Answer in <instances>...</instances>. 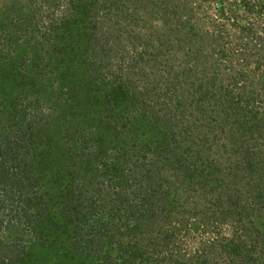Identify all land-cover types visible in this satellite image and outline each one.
I'll return each mask as SVG.
<instances>
[{
    "label": "trees",
    "instance_id": "1",
    "mask_svg": "<svg viewBox=\"0 0 264 264\" xmlns=\"http://www.w3.org/2000/svg\"><path fill=\"white\" fill-rule=\"evenodd\" d=\"M205 1L219 7L220 15L216 20H210L205 14L197 15L202 1L192 5L189 0H70L65 19H59L55 25L51 23L46 37V46L53 41L51 44L65 53L60 60L52 59V71L47 70L55 86L42 80V75L47 73L42 70L41 60L47 56H43L40 49L41 58L37 60L39 52L34 46L30 47V41L29 47L21 48L23 55L19 64H14V49L6 50L5 54L1 52L5 43L15 44L14 38H22L20 34L24 31L14 30L23 21L12 25L0 20V264H147V249L150 253L160 247L166 249L164 257L172 261L170 264H180L173 257L178 227L172 225V221L179 215L183 219L185 211H178V207L187 205V192L197 183L201 187L205 182H214V187L225 186V177H208L210 173L204 171L206 161L198 148L191 149L189 144L183 147L178 143L170 126L172 121H179L177 116L170 111L160 115L162 108L150 106V100L154 99V106L158 107L162 95L166 96L168 90L175 87L174 77L178 74L168 72L169 76H157L158 86L137 87L132 82L126 85L121 77L112 81L107 76L106 83L91 76L87 78L88 72L75 73L70 64L78 51L85 55L90 52L92 57L99 55L98 51H108V48H96L95 42L91 46L88 44L91 42L90 27L99 33L95 16L101 13L110 18L112 14L126 25L127 22L134 23L141 11L151 19L159 18L162 25H170L175 17L186 16L182 23L195 27L192 36L198 42L204 34L215 44L226 38L227 42L215 49L216 60L225 61L222 66L233 75L231 84L239 93L231 95L232 90L226 87L217 97L208 88L199 90L200 94L193 102L197 115L193 116L200 117L201 122L205 116L214 117L205 110L209 98L214 106L221 107L225 101L227 106L236 101V109L233 107L234 111L228 112H232L230 116L233 114L238 123L235 151L239 161L233 174L238 173L234 178L238 180L227 184L243 185L235 189L232 186L221 188L223 193H218L219 197L213 202L211 222L228 221L236 227L231 238L218 243L237 264H256L252 250L257 243L264 254V233L256 230V241V237L251 236L253 226L250 224L254 217L257 221L264 214V109L255 105L254 81L245 74L248 53L240 62L239 57L234 58L235 48L230 45L234 39L247 40L254 47L263 43L264 36L257 27L237 24L240 9L258 16L262 7L258 0ZM224 9L230 13L227 16L232 21L230 24L242 31L223 33ZM2 12L6 17L5 9ZM193 18L195 23L192 24ZM28 20L24 18L22 25L30 26ZM207 23L214 25L211 32L203 31ZM158 31L149 36L154 48L171 41L170 35L165 37L166 30L160 28ZM101 38H97L98 43ZM257 50L264 55V46L259 45ZM134 53L132 67L140 62L150 65L155 61L149 53L147 56L139 49ZM6 61V65H2ZM237 75L242 82L240 85ZM70 76L72 78L62 86L61 82ZM80 85L85 88V95L91 96L92 103L87 106L95 114L89 118L85 113H78V107L69 105L64 96L68 93L78 101ZM210 85L215 88L218 84ZM56 91L63 93V97L57 94L54 98ZM175 97V102L167 107L177 110L183 100L181 95ZM168 99H163L164 105L170 101ZM182 111L180 109V113ZM181 117L186 119L185 115ZM82 124L93 136L86 132L91 137L86 143L78 141L79 136L84 140L86 135ZM194 126L195 123L191 128ZM210 131L209 127L205 129V132ZM94 135L99 139L95 140ZM108 138L109 142L106 141ZM119 138L127 148L121 150L116 145ZM130 140L133 143L129 146ZM150 141L156 142L152 150H146L147 154L142 157H131L134 146L142 151L143 147H152ZM98 145L114 148V156L99 165L87 158L86 153L96 149L99 154L102 150ZM127 165H130L129 170ZM91 167L94 173L90 171ZM182 198L186 201H181ZM194 207V211L186 210L190 218L204 213L196 202ZM186 224L187 219L183 227ZM212 249L218 247L212 245ZM204 251L186 252L184 263L219 264L208 258ZM260 258V264H264V255ZM164 259L151 256L154 261L151 264H161Z\"/></svg>",
    "mask_w": 264,
    "mask_h": 264
},
{
    "label": "rangeland",
    "instance_id": "2",
    "mask_svg": "<svg viewBox=\"0 0 264 264\" xmlns=\"http://www.w3.org/2000/svg\"><path fill=\"white\" fill-rule=\"evenodd\" d=\"M69 1L70 0H0V12L5 9L7 14L6 17H3V12L0 13V20H3L4 24L6 21H8L13 25L14 22H24V18L30 19L28 20L30 26L28 24L22 25L23 22L21 23L20 27L17 26L18 30L13 26L14 30L16 31H24L20 34L22 35V38H18L16 36V38H14L16 41L15 44L17 43L18 45L5 43V47L2 48L1 52L3 53L6 52V50L14 49L13 53L15 58L13 61L15 65L19 64L21 61L20 58L23 55V50H21V48L22 46L29 47L28 42L30 41V44L32 45L30 47L33 48L34 46L39 52L37 60L41 58L40 49L43 50L42 55L47 56V59L43 58L41 60L43 61L42 70L47 73L43 74L41 78L43 81H47L49 85L53 86H55V84L51 82L52 76H50V73L48 74L49 70L52 71V64L50 63L53 62V60H60V58L65 55V53L58 47L55 48L54 44H51V42L54 43L53 41H50L48 46H46V41L48 40L46 37L49 35L48 28L51 23L55 25L58 23L59 19H65L66 10L70 4ZM201 1V7L198 8L199 11L197 12V15L200 16V14H205L204 16L209 17V19L211 18L212 20H216V17L220 15L218 13V10L220 11V9L219 7H216L215 4L208 3L205 0H189L192 5H196ZM231 1L232 0H225V3H230ZM258 5L262 7L261 13H258V16L248 13V11L244 9H240L237 12V24L238 26L251 25L253 28L257 27V31H261L262 36H264V0H258ZM222 14L223 18L225 19L223 20L224 26L222 31L225 33V35L231 34L232 32L239 33V31H242V29L239 27L231 25V19L227 18V16L230 14L228 9H224ZM138 15V19L134 20V23L127 22L126 25L121 21V19L115 18L112 14H110L111 20L106 14L100 13L98 16H95L94 18L96 20L94 22L97 31L100 33L98 34L101 36H99L97 32H95V30L89 26L90 29L88 32L91 42L88 44L91 46L92 43L95 42L96 48H108V51H105L104 53L102 51H98L99 55H96L95 57H92V53L90 52L86 53L85 55L78 51V54H76L71 59L70 64L73 66L75 73L88 72L87 78L91 76L92 79L94 78L97 80H102V82L106 83L108 82L107 76L109 80L112 81H115V79H119L118 77H121L126 85H130V82H132V84L137 87H141L143 85L149 87L158 86L157 76L165 74L167 76L168 72H170L171 75H179L174 77L177 83L175 87L172 88L173 90L169 89L166 96L162 95L163 97L160 98L162 101L158 107L154 106V99L150 100V106L152 105V108L158 110L162 108V110H160L161 112L159 113L160 115H162L164 111H170L177 116L179 121H172L170 126L173 127V130L176 133L175 135L177 137L178 143H181L183 147H186L185 145L189 144L191 145V149L198 148L201 151V156L206 161L205 165H207V167L204 169V171L210 173L208 177L212 179L223 176L226 179V183L224 182L225 186L220 187H214V182L210 184L205 182V185H202V187L200 186V183H197L193 186V190L187 192L186 196L189 197L187 205L182 204L178 207V211H185L183 219L182 216L179 215L172 221V225L178 227V232L176 233L177 245L173 249V257L176 258L177 262L182 264L185 262L183 259H185L186 252H198L202 249H205L204 254H206L211 260L217 261L219 264H237L233 257L229 256V254H227V252L223 249H220L222 245L219 244L220 242L218 243V241L223 243L222 241H224L225 238H231L236 227L228 221L218 222V224L215 221L211 222V211L215 208L213 202L217 200V197H219L218 193L222 192L221 188H228L232 186V188L235 189L243 185L242 183H234L231 185L227 184L232 183V180H238V178L234 179L238 173L233 175L235 173L234 166L239 161L236 153L237 151H235V148L238 146L236 133L238 123L234 120L235 116L233 114L230 116V113L232 112H228L234 111L233 107L237 103L235 101V103H232L231 105L228 104L227 106L225 104L226 101L224 100V106H214L213 100L209 98V101L205 102V110L208 111L209 116L213 115L214 117L206 118L207 116H205V118H203V122H205L203 123L201 122L200 117L197 116V118H194L193 116L194 114L197 115V113L193 110V106L195 105L193 102L196 100V95L200 94V92H198L199 90L208 88L209 91H213L217 97L224 93L223 90L226 87L232 90L231 95H237L239 93L234 84H231L233 75L229 73L226 66H222L224 65L223 63H225V61L221 60L219 62L216 60L217 55L215 54V49H218L221 45H224L227 42L226 38L219 39V42H221L220 45L218 44L219 42L215 44L214 42H211V40H207L206 34L203 35L202 39L200 40L201 42L196 41V39L194 40L192 32L196 30L195 27L191 26L190 24L186 25L182 23L184 20H186V16H183L182 18L175 17L171 20L170 25H162L159 18L151 19V17L144 11H141L138 13ZM67 17H69V15ZM194 20L195 18L191 19L192 24L195 23ZM205 26L206 27H204L203 31L206 32H211L214 27V25L211 23H207ZM160 28L166 30L165 37L170 35L169 37H171V41L168 43V45L166 44L160 48H154L151 46L149 36H151L153 32V34L159 32L158 29ZM4 31L6 32V30ZM98 37H102L99 43L97 41ZM188 39H190L191 42L188 41ZM51 40L53 39L51 38ZM23 42L25 44H23ZM261 43L262 41L259 42V45L264 46V40L263 43ZM230 45L233 49L235 48L234 58L239 57L240 62L242 61V57L248 53L247 57L249 59V63L246 67L247 72L245 74L249 76L248 79H253L254 81V94L257 96L255 105H259L262 109H264V55H261L257 50L259 45L254 47L253 44H249L247 40L243 39L240 40V42L238 39H234ZM137 49L144 51L145 55L149 53V55L152 56L155 61L150 62V65L153 66L143 64L144 62H140L135 67H132L131 64L134 63L132 58L134 57L133 55H135L134 51ZM195 50H197V53ZM68 59L69 58H67V60ZM7 62L8 61L2 63V65H6ZM234 62L238 67L239 64H236L235 59ZM141 66H143V69L140 68ZM0 72H2L1 68ZM71 78L72 76L61 82L62 86H65V84H67ZM174 78L171 77V80ZM237 78L240 80L238 75ZM213 82L218 84L215 88L210 85V83ZM241 83L242 82L240 80L239 85ZM85 93V88L80 85L78 88V101L76 100L77 97H71L68 93L64 96L68 98L69 105L71 103L74 107H78V113H85L89 118L94 110L87 106L89 103H92V100L91 96H86ZM57 94L58 96L63 97V93H58V91H56L54 98L57 96ZM177 95L182 96L181 99L183 100V105L177 110L174 107H167L169 103L173 104L175 102L174 98H176L175 96ZM165 98L170 99V101L165 104L167 108L163 103V99ZM52 104L54 105V103ZM180 109H183L181 113ZM234 109L236 108L234 107ZM226 113L228 114L225 115ZM183 115L186 116V119L181 117ZM215 117L217 119H215ZM198 119H200V121ZM193 123H195V126L191 128ZM83 126L84 125L82 124L83 133L89 132L91 136L92 132L88 131V129ZM207 127H209L212 131L205 132ZM87 133L84 135V140L81 139L80 136L78 137L79 143L89 142L88 138L91 139V137H93L88 136ZM94 139L98 140L99 137L94 135ZM109 140L110 138L106 139L108 142ZM131 141L132 140H130L129 146L131 143H133ZM150 143L152 144V147H147V149L146 147H143L142 151H139V147L134 146L135 148L132 149L133 154H131V157L139 158L147 152L146 150H148V152L149 150H152L154 145H156V142L150 141ZM91 144L94 146V141H92ZM116 145L119 146L121 150H123L125 147H128L120 141V138L119 144L116 143ZM98 146H100L102 150L101 152H98L99 154H96L95 149V152H86L88 153V157L86 154L85 156L90 158V160H94V162L98 163L99 165L100 162L103 163V161L105 162L114 156V148H111V146L107 147L106 145ZM91 149L94 150V147ZM102 158H104V160ZM98 160L100 161L97 162ZM92 167L90 171L94 173ZM129 167L130 165L126 166L128 170ZM89 175L86 176L88 177ZM93 177L94 176L90 178ZM88 184L90 185V182H88ZM222 197L225 199L226 195ZM181 201L186 200L182 198ZM195 202L198 204V207L204 211V213L190 218V214L187 213L186 210L190 211L193 209L194 211L196 209V207L193 208V206H195ZM186 219L187 224L185 227H183ZM253 219L254 220H250V224L253 226V231H251L252 238L257 232L256 230H259L262 234L264 233V214L261 215L257 221H255V217ZM237 225L239 224L237 223ZM160 229H162V227H160ZM239 229L241 228L239 227ZM254 237H256L257 241V235H254ZM212 245L217 246L218 249H212ZM157 247L158 245L156 248ZM259 248L260 244L257 243V245L252 250V257L256 260V264L261 263L260 257L261 255H264L263 252H260ZM147 253V264H151V262L154 263V261L151 260V256L158 259L165 258L161 264H170L169 262H172L169 260V258L164 257V255L167 253L166 249L163 247L158 248L157 251H151L150 253L149 249H147Z\"/></svg>",
    "mask_w": 264,
    "mask_h": 264
}]
</instances>
